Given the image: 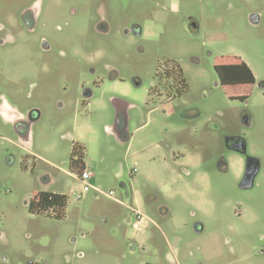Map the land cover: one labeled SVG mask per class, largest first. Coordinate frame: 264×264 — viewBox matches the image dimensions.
I'll return each mask as SVG.
<instances>
[{"label":"rangeland","instance_id":"374dc122","mask_svg":"<svg viewBox=\"0 0 264 264\" xmlns=\"http://www.w3.org/2000/svg\"><path fill=\"white\" fill-rule=\"evenodd\" d=\"M0 27V101L39 112L28 143L5 122L12 111L0 113V264H264V0H0ZM225 56L255 82L222 86L214 65ZM172 63L181 96L157 77L171 79ZM114 97L130 104L123 134ZM224 133L259 159L253 187H238L242 159ZM75 143L100 190L81 198ZM41 190L67 196L62 218L29 213Z\"/></svg>","mask_w":264,"mask_h":264},{"label":"flooded vegetation","instance_id":"af4514ba","mask_svg":"<svg viewBox=\"0 0 264 264\" xmlns=\"http://www.w3.org/2000/svg\"><path fill=\"white\" fill-rule=\"evenodd\" d=\"M35 17H36V12L32 10L31 8L24 9L23 12L21 13L20 19L22 20L23 23L28 25V27H26L28 31H32L33 29L32 25H33ZM189 26L190 28L195 27V23L191 19H189ZM0 29H2V27H0ZM132 31L136 33L138 32V30L135 27L132 28ZM9 35H10L9 33H6L5 37L8 39ZM3 42L4 41L0 39V43H3ZM40 42H41V47L43 50L49 49V44L44 39V37L40 38ZM170 68L171 67L167 68L163 72H166ZM115 78H116L115 74L110 75V79H115ZM158 80L165 90H167L168 92L176 91L175 95H177L179 85H177L175 81L172 80V78L170 79V77H168V80L164 79L165 81L161 82L160 78L158 77ZM87 91H89V89L84 91L85 97L89 95V92ZM113 102L116 105V111H117L116 127L119 128L118 129L119 132L123 134L125 133V129H126L127 121H128L127 109L130 104L126 100L120 97H114ZM0 107H1L0 113H3V112L5 113V111L7 110L12 111L11 121L6 118L7 121L5 122H10L12 124L15 130V133L18 136V139H19L18 141H20L21 143H28L29 125L32 120L38 117L39 115L38 110L30 109L26 112V114H22L21 112H15L14 111L15 106L11 107L9 105V102L4 97H2L0 101ZM240 120L243 123L248 124L249 122L248 113H241ZM222 144L225 150L233 151L237 153L242 159V163H241L240 171H239V174L241 173L240 175L241 178L238 182V187L241 189H248V188L253 187L255 184V179L260 171V161L257 157L247 153V146H246L247 144H246L245 139L241 135L224 133L222 136ZM71 167L74 171H76V168H74L73 166ZM216 168L222 171H226L228 169V160L224 155L220 154L219 157L216 159ZM41 181L43 183L42 184L43 187H47L49 186V184H51L54 181V177H52L49 173L45 172L41 175ZM122 188L124 189L125 195L129 196L130 192L126 189V186L122 184ZM41 191H50V190H41ZM30 202H31V198L27 202V206ZM47 215H50V214L47 213ZM126 222L133 227L136 226L137 221L133 216L132 210H131V213H129V215L127 216ZM198 228L199 226L196 225L195 229L197 230ZM28 264H31V263L28 262Z\"/></svg>","mask_w":264,"mask_h":264},{"label":"trees","instance_id":"16d2710c","mask_svg":"<svg viewBox=\"0 0 264 264\" xmlns=\"http://www.w3.org/2000/svg\"><path fill=\"white\" fill-rule=\"evenodd\" d=\"M172 70L171 78L179 85L177 95L175 96H181L186 90V82L182 75V69L178 64L172 63ZM214 71L222 86L239 88L255 82V77L251 69L238 56H225L221 62L214 65ZM157 77H159L158 74ZM238 97L243 99L246 96L241 95ZM69 162L78 172L84 169L83 145L78 143L74 144L70 151ZM66 202L67 196L65 194L52 191H37L31 197V202L28 204V211L32 214H39L51 210L55 217L62 218Z\"/></svg>","mask_w":264,"mask_h":264},{"label":"built area","instance_id":"2783aa9c","mask_svg":"<svg viewBox=\"0 0 264 264\" xmlns=\"http://www.w3.org/2000/svg\"><path fill=\"white\" fill-rule=\"evenodd\" d=\"M72 174V173H71ZM76 179H78L81 184H82V189L81 191L77 194V198H81L82 194H84L86 191H88L90 188L94 189L95 191H99V188L96 187L95 185H92L90 183V180L92 179L93 174L90 172V170H88L86 167H84L83 170H81L80 172L76 173V174H72ZM102 192V191H101ZM104 193V192H102ZM106 196L108 197H113V191H109L107 193H104ZM119 201V200H118ZM133 211V215L134 218L136 220H139L142 218L141 213L137 210V209H132Z\"/></svg>","mask_w":264,"mask_h":264},{"label":"water","instance_id":"95a60500","mask_svg":"<svg viewBox=\"0 0 264 264\" xmlns=\"http://www.w3.org/2000/svg\"><path fill=\"white\" fill-rule=\"evenodd\" d=\"M254 20H255V18H254V16H252V17H251V21H254Z\"/></svg>","mask_w":264,"mask_h":264}]
</instances>
